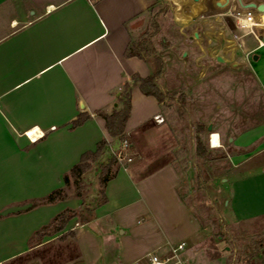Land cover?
I'll return each instance as SVG.
<instances>
[{
	"label": "crops",
	"instance_id": "1",
	"mask_svg": "<svg viewBox=\"0 0 264 264\" xmlns=\"http://www.w3.org/2000/svg\"><path fill=\"white\" fill-rule=\"evenodd\" d=\"M185 3L192 29L189 55H258L261 64L264 46L259 48L252 34L254 41H246L237 31L238 13L245 12L239 0ZM154 4L0 0V264H150L145 259L151 253L166 257L180 244H185L183 254L214 244L198 217L188 172L198 158L195 125L182 123L139 86L132 87L125 129L133 160H117L113 177L105 186L100 181L116 157L117 139L110 137L98 113L121 107L118 98L134 74L154 75L150 58L126 56L138 32L148 28ZM262 15L254 11L256 22ZM255 32L264 43V27ZM159 34L152 38L158 55ZM163 76L156 79L158 85ZM80 117L83 122L74 126ZM151 130L159 132L156 156L146 146ZM37 131L45 136L30 141L27 133ZM102 141L109 145L96 161L89 160L77 195L65 177ZM233 177L231 226L244 230L245 224L264 223V159ZM58 189L65 191V200L41 202ZM62 213L69 219L54 233V221ZM217 248L210 260L222 264L221 256H214Z\"/></svg>",
	"mask_w": 264,
	"mask_h": 264
},
{
	"label": "rangeland",
	"instance_id": "2",
	"mask_svg": "<svg viewBox=\"0 0 264 264\" xmlns=\"http://www.w3.org/2000/svg\"><path fill=\"white\" fill-rule=\"evenodd\" d=\"M186 1L190 0H155L147 15L148 28L137 34L140 39L160 33L159 55L153 37L151 42L155 55L163 60L159 77L165 76L157 84L163 93L161 102L182 123L195 125L197 143L200 141L207 151L205 156L198 155L195 167L186 170L196 193L198 217L206 232L212 234L214 244L181 252L180 260L184 264H214L210 253L217 245L214 256H221L222 264H264V223L255 222L250 228L245 224L244 230H237L231 226L228 205L233 176L252 166L256 159H264V55L261 64L253 59L254 55H189L192 29L187 22L190 12ZM254 1L264 4V0ZM3 30L0 27V33ZM237 31L245 36L244 40L254 41L246 30L238 27ZM147 58L152 60L153 56ZM212 133L219 135L222 149L212 150ZM158 135L153 131L146 142L152 156L160 149ZM222 158L225 160L217 162ZM70 190L78 192L74 185ZM145 260L149 262L150 256Z\"/></svg>",
	"mask_w": 264,
	"mask_h": 264
},
{
	"label": "trees",
	"instance_id": "3",
	"mask_svg": "<svg viewBox=\"0 0 264 264\" xmlns=\"http://www.w3.org/2000/svg\"><path fill=\"white\" fill-rule=\"evenodd\" d=\"M158 28V27H157ZM153 35H146L143 38L138 39L133 44H131L126 51L127 57H147L153 56V64L155 67V73L152 76L141 77L138 74H134L131 78L130 83H126L122 93L120 94L118 100L121 107L114 110L112 113H105L103 111L99 112L98 115L105 120V127L113 139H119L120 141L126 140L125 129L127 121L131 113V92L133 86H139L141 92L147 96L155 97L159 102L162 101L163 93L156 83V79L162 74L163 71V60L161 57L155 55V49L152 46L151 38ZM84 118L80 117L74 122V126H77L83 122ZM107 141H102L95 152H88L82 156L81 162L76 165L70 176L65 177V185L70 186L71 180L78 190L77 195H81L80 188L82 184V176L87 170L90 169L91 165L89 160L96 161L102 151L108 146ZM197 155L205 156L207 154L206 149L200 141L196 144ZM117 163V158L114 156L110 163L107 165L106 169L101 175V184L105 186L107 182L113 177L112 166ZM68 196L63 189H58L42 200V203L51 204L60 200H65ZM68 215L66 213L60 214L54 221L53 232L57 233L64 229L66 222L68 221Z\"/></svg>",
	"mask_w": 264,
	"mask_h": 264
},
{
	"label": "built area",
	"instance_id": "4",
	"mask_svg": "<svg viewBox=\"0 0 264 264\" xmlns=\"http://www.w3.org/2000/svg\"><path fill=\"white\" fill-rule=\"evenodd\" d=\"M254 11L253 9H245V12H239V28L241 30H246L248 33H251L256 40L258 41V47L261 48L264 46V43L258 38L255 28H257V25H260L261 22H256L254 18ZM242 18V19H240ZM254 24L255 26H253ZM157 122L161 123L163 122V119L157 116L155 118ZM212 135H210V142L212 141ZM28 138L30 141L35 142L38 139L45 136V133L43 132H34L27 133ZM116 158L119 162H132L133 155L130 153V144L127 140L121 141L120 148L116 151ZM185 249V244H180L178 246H175L171 249V253L169 256L166 257H160L156 253L149 254L150 256V264H182L180 260V253Z\"/></svg>",
	"mask_w": 264,
	"mask_h": 264
},
{
	"label": "water",
	"instance_id": "5",
	"mask_svg": "<svg viewBox=\"0 0 264 264\" xmlns=\"http://www.w3.org/2000/svg\"><path fill=\"white\" fill-rule=\"evenodd\" d=\"M239 1L241 2V8H243V9H253L259 13L264 12V4H258L255 2H250V3L244 4V3H242L241 0H239ZM253 59L258 60V55H254ZM218 60L221 61V58H219ZM80 108L81 109L84 108L83 103L80 104ZM120 145H121V141L119 139H117L113 145L114 151H117L120 148Z\"/></svg>",
	"mask_w": 264,
	"mask_h": 264
},
{
	"label": "bare ground",
	"instance_id": "6",
	"mask_svg": "<svg viewBox=\"0 0 264 264\" xmlns=\"http://www.w3.org/2000/svg\"><path fill=\"white\" fill-rule=\"evenodd\" d=\"M240 19H242V18H240ZM260 21H261V24L260 25H257V26L264 27V14L261 16V20ZM252 25L255 26L254 24H252ZM32 135H33V133H32ZM220 141L221 140L219 138V135L216 134V133H213V135H212V141H211L212 146L213 147H216V148L221 147Z\"/></svg>",
	"mask_w": 264,
	"mask_h": 264
}]
</instances>
